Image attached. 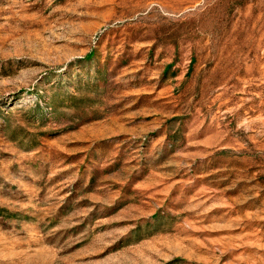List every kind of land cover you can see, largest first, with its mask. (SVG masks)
<instances>
[{"label":"rangeland","instance_id":"374dc122","mask_svg":"<svg viewBox=\"0 0 264 264\" xmlns=\"http://www.w3.org/2000/svg\"><path fill=\"white\" fill-rule=\"evenodd\" d=\"M0 264H264V0H0Z\"/></svg>","mask_w":264,"mask_h":264}]
</instances>
